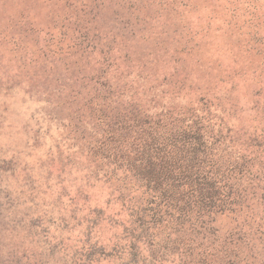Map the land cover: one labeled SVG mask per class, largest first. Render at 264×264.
I'll use <instances>...</instances> for the list:
<instances>
[{"label": "clouds", "instance_id": "obj_1", "mask_svg": "<svg viewBox=\"0 0 264 264\" xmlns=\"http://www.w3.org/2000/svg\"><path fill=\"white\" fill-rule=\"evenodd\" d=\"M80 6L40 0L41 37L74 20L69 13ZM138 15L140 30L126 46L97 49L55 79L38 74L27 49L7 42L0 48V264H125L132 243L138 264H198L201 254H211L212 264L264 261V204L258 203L264 192V0H145ZM101 110L118 114L132 134L89 159L70 145L80 124L92 134L88 143L101 146L107 135L106 120L96 118ZM69 157L78 178L63 172L61 184ZM149 160L186 181L181 191L205 180L214 184V205L192 222L198 237L168 230L149 237V247L123 226L93 230L87 240L86 222L73 229L69 197L57 199L62 187L71 183L69 195L76 196L89 174L106 173L113 201L106 211H120L118 203L130 211L143 192L140 183L148 182L135 175L137 168ZM245 161L241 179L237 166ZM113 245L121 246L119 260L98 252L87 259L93 246L107 253Z\"/></svg>", "mask_w": 264, "mask_h": 264}, {"label": "trees", "instance_id": "obj_2", "mask_svg": "<svg viewBox=\"0 0 264 264\" xmlns=\"http://www.w3.org/2000/svg\"><path fill=\"white\" fill-rule=\"evenodd\" d=\"M63 2L66 4H82L80 7H72L71 12L69 13V15H74L75 19L61 25L66 34L68 31H72L71 37L69 38L68 35L64 39L66 41L65 43L70 44L72 47H89L93 54L97 51V49H99V51L101 50V46L107 38H113L115 40L120 39V41H122L128 38L132 32L133 23L126 20L119 23L122 30L119 35L110 31L102 38H98L97 35L99 33L97 31H93L91 23L87 22L86 19L88 18L87 15H91V19H93V21L97 18V8H92L90 0H63ZM141 10H143V7L139 8L138 12L140 13ZM65 19L67 20L68 17L66 16ZM33 33L35 39L34 43L37 44V47L35 48L32 46L28 47V45L23 43L24 37L22 35H19L20 37H12L15 36V34H12L10 39L14 40L13 43L17 46V48L27 49L30 51L32 53L34 63L37 65V62L35 61L36 56L33 55L34 49L43 48L45 45L44 43L42 44L40 41H37L36 33ZM47 46L50 48L54 47L52 42H50V45ZM122 46L124 45L121 44V47ZM72 47L67 53L72 51ZM55 54L53 57H57ZM42 76H45V78L48 77L46 74H43ZM92 115L95 116V112H93ZM96 118L106 120V127L103 131L106 132L107 135L100 147L94 148L89 144L87 152L90 155H106L104 148L107 145L115 144L117 140L122 142L132 134V130L121 125L120 117L114 111L110 114L109 111L101 110L99 116ZM117 133H119V135H116ZM253 143L259 147L258 142L253 141ZM154 145L155 140H153L152 146ZM157 151L161 152L163 151V148H159ZM246 164L247 161H245L243 165L237 166L238 173L244 172ZM120 166L122 167L123 165ZM130 166L132 168H136V165L132 162H130ZM93 173L97 175L99 172L94 171ZM135 175L140 176L141 178L147 177L148 182L147 184H143L140 183V181H137V183H140V187L143 188V192L140 197L134 198L136 200V205L130 211L123 203H120V210L126 215V219H124L125 222H122L121 226H123V232L132 236L135 240L139 241L141 239H145L149 247L152 246V239L149 237L154 238L155 236L161 235L168 230L189 234V230L187 231L185 228L186 223L188 221L193 222L198 219L199 215L202 214L205 209L214 205L213 198L217 195V192L214 189V184L207 180L187 192L181 191L183 183L186 181H181L179 178L173 177L170 172L165 170L163 165H161L160 170L157 171L156 166L152 164L151 160L148 161L146 166L137 168ZM106 176L107 174L105 173L103 177ZM105 179L110 180V178ZM110 195H112L111 192ZM123 199V196L117 197V201H122ZM118 214H120V211H118ZM193 229L196 228L192 226L190 230L192 231ZM189 238L195 237H192L191 234H189ZM129 248L131 249L129 253L130 261L125 262V264H132L134 261L138 262L136 259L138 252L135 250L137 248V244L132 243L129 245ZM162 248L166 251L169 250L167 244L162 245ZM102 250L105 252L103 247L97 249L93 246L87 256L91 257L94 255L95 251ZM171 251L173 254L175 253V249H172ZM113 254L115 255L114 257L119 260L121 258V246L113 245L112 251L107 252V255ZM201 255L203 258L198 261V264H212L211 254ZM253 264H264V261H261L259 256H257V258H254Z\"/></svg>", "mask_w": 264, "mask_h": 264}, {"label": "water", "instance_id": "obj_3", "mask_svg": "<svg viewBox=\"0 0 264 264\" xmlns=\"http://www.w3.org/2000/svg\"><path fill=\"white\" fill-rule=\"evenodd\" d=\"M90 2L92 3V8H97V18L95 21H93V19H91V15H87L88 18L86 19L87 22L91 23L93 31H97L99 33L97 35L98 38H102L110 31H113L119 35L122 32L121 25H119L121 21L127 20L131 23H133V21L136 22L135 24H132V32L125 40L120 41V39L115 40L113 38H107L101 46L100 51L102 54L105 52L111 53L113 49L121 47V44L126 46L128 42H130L135 37L136 31L140 30L136 28V24H139L141 20V17L138 15V9L144 7L145 0H90ZM61 25V30L57 31V29L54 27L52 31L45 33L44 37H41L40 35V33L44 31L40 25H37L36 28L34 27L33 29V32L36 33L37 41H40L45 45L43 48L34 49L33 55L36 56V66L40 68L42 74H46V76H48L47 78L55 79L61 77L62 75L74 72L78 65L86 63L89 56L92 55V50H90L89 47H72L70 44L65 43V37L69 35L68 37L70 38L72 31H68L66 34ZM50 42L53 43V48L47 46L50 45ZM70 46L73 49L70 53H67L71 49ZM54 54L57 55V57H53ZM165 79L167 78L165 77ZM74 130L77 134L73 137V143L70 146L77 147V150L81 153V155H83L84 151H87L89 148L88 139L92 134L88 133L87 129L82 128L80 124H77ZM98 157L100 156H95L92 154L90 155L89 159H95ZM66 162L74 163V160L69 157L66 159ZM248 163L249 162L247 161L244 172L238 173L241 179H243L246 174ZM256 179H259V177H256ZM260 187L262 186L257 185V188ZM240 203L244 204L243 201ZM258 203L264 204V192L259 194ZM234 210L235 209H233V211ZM191 225L192 221H188L186 223L185 228L187 231L191 229ZM218 230L219 229H216L214 231ZM189 234L196 238L199 236V231L197 229H193ZM225 239H227V237H225ZM237 264H239V262H237Z\"/></svg>", "mask_w": 264, "mask_h": 264}, {"label": "rangeland", "instance_id": "obj_4", "mask_svg": "<svg viewBox=\"0 0 264 264\" xmlns=\"http://www.w3.org/2000/svg\"><path fill=\"white\" fill-rule=\"evenodd\" d=\"M39 2L40 0H0V48H3L6 42L15 45L13 43L14 40L10 39L12 34H15L12 37H20L19 35H22L24 37L23 43L28 45V47H37V44L34 43L33 29L39 25L35 21V16L38 15L36 5ZM196 21L197 18L193 16L191 22L195 24ZM37 72L39 75H43L38 66ZM69 166L75 167L76 164L75 162L65 163L61 169V175L58 177L59 183L63 184L67 180V177L63 176V172H67L68 176L72 177V181L78 178L72 174ZM92 181L95 182L93 183ZM109 186L110 180L105 179L99 173L97 175L91 173L89 177L85 178L84 185L75 189L76 196L69 195V189L72 187V184L68 183L67 186L61 188L60 195L57 197L58 200H61L63 197H69V203L73 205L69 210V218L76 221V225L72 226L73 229L82 222L87 223L86 240L91 237L93 230L103 231L114 226H121L122 222H125V220L117 219L121 215L126 217L125 213L121 210L120 214L117 211L111 215L106 211L113 204L110 192H108ZM47 187L51 188V185H47ZM105 193H107L108 198H105ZM101 201L103 206H93L94 204L99 205ZM117 207L121 208L120 203L117 204ZM80 212H85V215L78 218V213ZM60 219L63 229L69 230V224L65 221V218L60 217ZM97 252L101 257L106 259L115 256L114 254L107 255L103 250L95 251L94 255ZM93 256H87V259L90 260ZM132 264H138V262L134 261Z\"/></svg>", "mask_w": 264, "mask_h": 264}]
</instances>
